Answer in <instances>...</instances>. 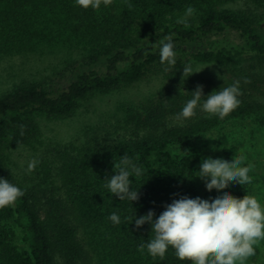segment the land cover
I'll list each match as a JSON object with an SVG mask.
<instances>
[{
	"label": "trees",
	"instance_id": "obj_1",
	"mask_svg": "<svg viewBox=\"0 0 264 264\" xmlns=\"http://www.w3.org/2000/svg\"><path fill=\"white\" fill-rule=\"evenodd\" d=\"M234 1L113 0L93 10L75 0H0V58L37 50L42 56L45 48L61 44L68 71L67 85L60 89L33 82L0 96V179L25 191L15 205L0 209V264H192L179 260L171 247L163 260L153 259L146 248L138 251L154 233L148 223L137 230L128 218L152 210L155 220L173 200L197 197L199 155L178 156L169 146L232 118L264 117V0H243L252 8L248 12L223 7ZM188 6L196 16L188 18V26L178 24ZM168 35L177 53L172 68L161 64L159 56V41ZM190 62L214 64L219 74L202 81L182 79L179 73ZM165 69L170 84L158 96L127 107L130 135L111 145L63 151L54 168L48 156L35 158L46 171L39 183L26 187L8 146L35 148V118L69 116L94 92L128 87L156 73L165 76ZM244 78L251 82L245 84ZM235 80L241 81V102L224 119L202 113L181 124H165L198 85L206 98ZM21 125L26 126L23 137ZM125 154L143 170L140 177H130V190L139 193L133 202L120 201L104 186ZM113 212L120 225L108 219ZM15 228L26 247L17 244Z\"/></svg>",
	"mask_w": 264,
	"mask_h": 264
},
{
	"label": "rangeland",
	"instance_id": "obj_2",
	"mask_svg": "<svg viewBox=\"0 0 264 264\" xmlns=\"http://www.w3.org/2000/svg\"><path fill=\"white\" fill-rule=\"evenodd\" d=\"M226 4L228 5L223 6L224 8L236 12H248L252 9L243 0ZM195 16L196 13L191 17ZM60 46L61 44L57 47L45 48L42 56H38L37 50L35 53L26 55L0 58V96L15 86L33 82L54 90L66 86L68 78V71L64 69L66 53L65 49ZM190 65L193 71L203 70L193 73L187 79L182 78L187 81L208 80L219 74L214 64L190 62ZM165 71V76L162 73H156L128 87L94 92L81 100L69 116L35 118L34 124L38 128L36 151L33 146L30 149L24 144L19 148H16L14 144L8 146L12 160L16 164L14 169L16 174L23 178L27 188L31 187L41 181L42 172H45L46 168L41 167L42 162H39L35 170L28 173L26 170L30 160L48 156L49 166L54 168L56 166L55 157L63 151L71 152L81 146L111 145L117 139L130 135L133 123L126 112L127 107L137 106L146 99L158 96L163 88L170 84L171 77L167 78L170 76L167 75L170 70L165 69ZM179 74L182 75L183 70ZM202 113L205 112L197 107L196 115ZM262 114L261 116H264ZM183 122L184 120L177 121L176 117H168L165 120L167 126ZM168 149L178 156H183L182 152L185 150L189 153L196 152L199 155V167L203 160L209 157L222 158L231 162L232 158L243 156V166L254 165V169L249 172L252 177L251 183L242 186L236 182H230L228 188L224 190L213 189L209 192L204 181L196 177L197 197L211 201V199L222 196L226 191L236 198H243L244 195L255 196L264 207V117L232 118L222 122L208 133L194 137L180 145H171ZM46 187L47 185H42L41 189ZM15 229L17 244L26 247L21 240L19 230ZM255 248L256 255L248 258L245 264H264V241H261Z\"/></svg>",
	"mask_w": 264,
	"mask_h": 264
},
{
	"label": "clouds",
	"instance_id": "obj_3",
	"mask_svg": "<svg viewBox=\"0 0 264 264\" xmlns=\"http://www.w3.org/2000/svg\"><path fill=\"white\" fill-rule=\"evenodd\" d=\"M112 2L113 0H75L76 5L81 8L93 10L100 9L102 4L107 7ZM127 7L131 9L133 5L127 3ZM195 13L196 9L188 6L184 15L178 17L176 22L188 26V18ZM173 49L172 35L165 36L164 40L159 41L160 63L167 64L168 68L174 67L177 63V53ZM200 71H193L190 64H185L182 78L187 79ZM243 82L247 84L251 81L244 78ZM191 93L192 98L176 115L177 121L194 117L198 106L209 117L218 116L224 119L239 106L241 101L238 97L243 94L240 80L233 81L222 90L213 91L206 98L202 85H198ZM25 127L20 126L21 137L24 135ZM189 154L187 150L182 152L184 157ZM38 164L37 159L30 160L26 171L31 173ZM243 165V156L232 158L231 162L209 157L203 160L196 176L204 181L209 192L213 189L224 190L228 188L230 182L243 186L252 182L249 172L254 169L252 164ZM114 172L113 176L106 179L104 185L108 192L118 197L120 201L139 200L138 191L130 190L132 185L130 177H140L143 174L142 168L125 154L120 157L119 163H114ZM24 195L25 191L11 184L8 179H0V209L15 205L18 198ZM154 215L155 213L149 210L146 215L139 218L136 216L128 218V223L134 220L137 230L145 223L151 225L154 237L146 244H140L138 251L143 253L146 248L153 259L159 257L163 260L171 247L179 260L191 261L192 264H245L248 258L256 255L255 246L264 241V207L255 196L244 195L243 198H236L226 191L211 201L200 197L193 199L183 196L166 205L165 210L155 220ZM108 219L114 225L121 224V218L115 212Z\"/></svg>",
	"mask_w": 264,
	"mask_h": 264
}]
</instances>
